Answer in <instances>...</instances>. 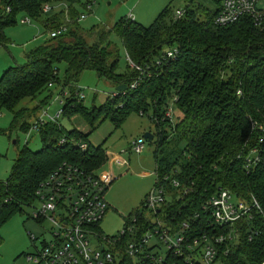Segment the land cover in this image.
I'll return each instance as SVG.
<instances>
[{"label": "trees", "instance_id": "obj_1", "mask_svg": "<svg viewBox=\"0 0 264 264\" xmlns=\"http://www.w3.org/2000/svg\"><path fill=\"white\" fill-rule=\"evenodd\" d=\"M53 1L68 2L67 9L75 18L72 4L76 0H0V45L5 44L4 29L16 23L17 15L38 19L42 5ZM216 2L213 10L186 5L181 18H174L173 11L165 8L149 26L121 18L109 32L119 36L125 54L143 71L126 61L130 74L126 69L118 72V47L108 39L109 32L80 29L78 33L73 20L67 22V32L33 49L26 55V62L9 67L1 75L0 108L12 113L11 128L17 125L27 131L30 109L16 108L17 104L43 91H47L43 98L47 100L51 96L49 82L69 92L61 107L62 115L70 118L78 114L90 127L107 117L118 127L130 112L146 114L150 110L157 136L155 170L162 175L178 168L181 179L194 186V194L185 206L179 207L177 202L169 207L171 212L180 213L177 220L198 210L201 198L217 186L227 187L243 198L252 195L264 209V26H256L248 17L216 26L213 17L221 0ZM197 9H201L202 20ZM49 23L45 22L46 27ZM95 33L98 40L86 42V36ZM169 50L175 51L174 56L165 58ZM157 59L160 64L155 63ZM59 63L65 64L62 77ZM85 69L95 70L115 86L125 84L126 89L113 91L101 104L88 108L82 100H76L77 89L67 87ZM133 82L135 86L130 87ZM173 97L180 111L174 126L162 119ZM164 125H169L170 131ZM38 129L41 148L32 151L25 144L7 179L0 181V226L23 206L33 204L40 182L62 161L88 171L107 161L106 149L102 144H91L88 133L75 128L66 130L60 122L50 120ZM83 143L85 149L80 146ZM164 143H169L166 149ZM251 149H256L258 160L245 167ZM205 224L202 217L192 222L198 232L207 228ZM237 226L236 241L219 247L228 248L226 254L220 253L221 260L225 264H259L264 258L262 218L240 221ZM252 229L255 233L248 240ZM172 261L188 264L170 254ZM119 264L134 263L122 259Z\"/></svg>", "mask_w": 264, "mask_h": 264}, {"label": "built area", "instance_id": "obj_2", "mask_svg": "<svg viewBox=\"0 0 264 264\" xmlns=\"http://www.w3.org/2000/svg\"><path fill=\"white\" fill-rule=\"evenodd\" d=\"M85 6L89 9L91 3L87 2ZM51 9L50 2H46L41 12L44 14ZM9 10L7 6L6 11ZM185 13L186 8L176 9L174 18H181ZM83 17L84 14H80L77 20ZM244 17L250 18L258 27L264 26V0H221L213 24L226 26ZM127 18L134 19L130 14ZM29 21L27 15L21 18L23 23ZM67 31L66 23H60L49 29V36L56 38ZM174 52L169 50L164 57H173ZM125 56L131 67L143 72L128 55ZM155 63L160 64V59ZM135 84L131 83L130 87ZM52 86L54 82H49L48 87ZM60 92L64 96L60 100L63 104L69 92L66 88H61ZM75 98L82 100L84 94L77 90ZM175 99L173 97L170 101L162 119L172 121ZM60 115L62 109L49 120L56 121ZM42 116L33 128L37 129L45 122ZM80 146L82 149L86 147L84 143ZM143 146V138H137L128 149L119 153L105 152L109 170L88 171L68 161H62L53 168L35 191L34 201L39 206L32 212L35 218L44 217L51 222L50 238L43 239L41 246L28 255V259H35L34 264H119L122 259H129L134 264H174L173 261L170 263L172 254L188 264H225L220 253L226 254L228 248L219 247L222 243L227 245L236 241L237 224L245 220L253 222L257 217L264 222V209L254 196L243 198L223 186L207 192L201 198L198 210L190 211L189 215L177 220L180 213L171 212L169 207L177 202L179 207L185 206L187 199L194 194V186L184 182L179 169L174 168L162 175L155 170L152 188L140 206L129 215L124 227L115 235H105L100 222L109 208L105 191L115 179L111 168L128 165L122 153H140ZM256 153V149H251L245 167L257 162ZM199 217L205 220L207 228L198 232L192 222ZM254 233L255 230H250L248 240ZM259 264H264V259Z\"/></svg>", "mask_w": 264, "mask_h": 264}, {"label": "rangeland", "instance_id": "obj_3", "mask_svg": "<svg viewBox=\"0 0 264 264\" xmlns=\"http://www.w3.org/2000/svg\"><path fill=\"white\" fill-rule=\"evenodd\" d=\"M216 1L76 0L72 4L76 12L75 18H72V14L67 9L70 5L68 2L53 1L50 3L52 9L47 13H41L38 19L30 18L29 22L23 23L21 18L25 17V14H19L16 16V23L4 29L5 44L0 45V77L9 67L26 62V55L30 51L47 43L51 39L49 28L61 23L60 21L72 23L70 21L73 20V23L79 27L76 29L78 33L80 29L85 32H88L89 29H95V32L105 29L106 32H109L112 26H115L121 18L128 17L129 14L134 17L136 23L149 26L165 8H169L174 13L176 9H185L187 4L190 7L196 4L213 10L218 5ZM87 2L91 3L89 9L85 6ZM196 13L199 15V20H202L201 9H197ZM80 14H84V17L77 20V15ZM46 21H50L48 27L45 25ZM94 35L86 36V42L92 43L98 40L97 34ZM64 39L72 40L69 37H64ZM108 39L118 47V72H123L126 69L129 73L130 68L126 65L125 51L119 36L115 32H109ZM58 67L59 75L62 77L65 64L59 63ZM71 85L67 87H74L84 94L82 103L88 108L101 104L110 93L115 91L114 83L99 76L93 69L83 70ZM60 89L59 85L49 87L51 96L47 100L43 99L47 91L41 92L35 98L26 97L20 100L16 108L26 106L30 109L29 117L26 118L29 123L27 131L20 130L17 125L11 128L12 113L7 109L0 108V130H7V133L0 132V181L7 179L18 151L25 144L32 151L41 148L39 129L32 126L39 121L42 114V119L45 121L49 120V117H56L58 110L63 106L60 100H63L64 96ZM46 101L47 103H44ZM170 103L169 101V105ZM150 114V110L146 114L132 111L118 127L108 117L95 123L93 127H90L78 114L70 118L63 115L55 118L66 130L75 128L77 131L88 133V141L93 145L102 144L106 149L105 152L110 150L119 153L123 149H128L133 140L137 138L144 140L142 152L122 153V156L127 159L128 165L124 167L114 165L111 168L115 173V179L105 191V199L109 208L100 222V228L105 235H115L124 227L125 219L140 206L145 194L154 184L155 162L153 155L157 136L156 126L151 120ZM178 115H180V111L174 104L171 125L174 126L177 122ZM164 128L170 131L169 125H164ZM147 132L154 136L151 141L143 137V134ZM169 143H164L163 149H166ZM179 144L183 145V143ZM97 170H109L107 162ZM38 206L36 201L31 206H23L21 211L14 213L0 226V264H34L36 262L35 259H28V255L35 253L43 239L50 238L52 228L48 219L32 216V212Z\"/></svg>", "mask_w": 264, "mask_h": 264}, {"label": "water", "instance_id": "obj_4", "mask_svg": "<svg viewBox=\"0 0 264 264\" xmlns=\"http://www.w3.org/2000/svg\"><path fill=\"white\" fill-rule=\"evenodd\" d=\"M126 89V85L125 84H120V85H116L115 86V91H124ZM143 137L145 139H147L148 141H151L153 138V135L150 132L144 133Z\"/></svg>", "mask_w": 264, "mask_h": 264}, {"label": "crops", "instance_id": "obj_5", "mask_svg": "<svg viewBox=\"0 0 264 264\" xmlns=\"http://www.w3.org/2000/svg\"><path fill=\"white\" fill-rule=\"evenodd\" d=\"M110 94H111V93H110ZM105 99H106V98H105ZM108 152H111V153H112V151H110V150H109ZM114 153H115V152H114ZM118 167H119V166H118ZM123 167H124V166H123Z\"/></svg>", "mask_w": 264, "mask_h": 264}]
</instances>
